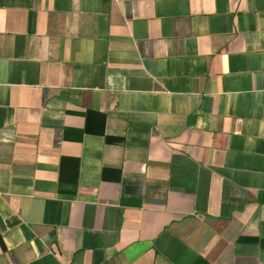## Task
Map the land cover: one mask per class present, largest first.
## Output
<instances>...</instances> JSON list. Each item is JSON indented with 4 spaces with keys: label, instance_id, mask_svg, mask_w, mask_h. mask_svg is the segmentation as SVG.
Wrapping results in <instances>:
<instances>
[{
    "label": "crops",
    "instance_id": "0c3cea01",
    "mask_svg": "<svg viewBox=\"0 0 264 264\" xmlns=\"http://www.w3.org/2000/svg\"><path fill=\"white\" fill-rule=\"evenodd\" d=\"M0 264H264V0H0Z\"/></svg>",
    "mask_w": 264,
    "mask_h": 264
}]
</instances>
